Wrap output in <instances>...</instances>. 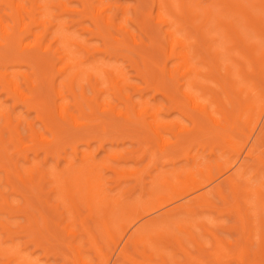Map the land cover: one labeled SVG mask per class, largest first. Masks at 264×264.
Returning <instances> with one entry per match:
<instances>
[{"label": "rangeland", "instance_id": "374dc122", "mask_svg": "<svg viewBox=\"0 0 264 264\" xmlns=\"http://www.w3.org/2000/svg\"><path fill=\"white\" fill-rule=\"evenodd\" d=\"M220 1L186 0V4L193 7L194 12L197 11L195 14L198 15L196 16L198 18L193 14V17H190L194 20L192 21L187 15L181 17L178 9V0H171L176 16L169 14L165 8H160L159 11L169 20L170 25L158 26L154 22L158 11L152 0H105L104 5L108 8L106 15L115 17L116 24L130 31L136 40V44L133 45V41H130L125 36L126 40L119 46H116L113 44L112 34L113 37L115 36L119 40H123L125 34L121 35L122 33L119 31L118 33L115 28H110L108 30L109 33L106 31L108 33L106 35L107 38L103 39L100 36L91 35L88 30L96 31L97 28L90 18L91 10L88 7L85 8L80 0H15V2L23 5L27 11L31 10V7L36 4L35 2H38L43 7L40 10L41 14L38 15L42 22L41 25L32 26V33L30 32L22 38V44L34 45L38 36H42L45 33V29L48 27V20H54V22H58V25L51 27L48 34L42 40L43 45L51 44V52H44L39 47H35L39 49L28 50L25 52L26 54L24 53L25 58L22 56L21 58L16 55L21 50L20 45L16 44V48H14L15 46L11 47L10 50L8 49L5 52L6 56L4 55V58L6 60L4 62L0 61V72L6 67L8 68V71L16 78L15 84L18 87V91L24 98L29 99L28 101L32 106L31 108H27L26 104L22 100H19L16 94H11L0 83V132L2 133L1 137L5 140L2 143L6 145V148H2L3 144L0 146L6 150V152L2 151V149L0 150V193L4 197V200H2V196L0 197V264H78V262L74 263L75 261H79L75 257L77 256V252L84 264L112 263L113 246L107 243L102 226L94 223L89 217L86 218V224L97 235V243L101 247L103 256L105 254L103 260L99 258L96 248L91 245L88 236L82 230L81 216L85 217L87 215L86 205L81 202V204L79 203L81 213V216H79L73 210L69 201L58 191L60 187L54 175L59 172L65 173V175L70 172L74 175L82 174L83 167L85 166L91 165V168H98V176L94 177L99 178L96 182L99 181V185L101 184L99 187H101L102 193H98V190L97 193L99 197L103 198L107 195L110 197L109 199H112L111 202L112 204L114 203L117 210L109 217H112L111 219L116 226L129 222L131 218L127 215L130 210L128 209L130 208L128 207L129 205L137 201L139 203L140 200L151 202L153 201V197L170 194L169 188L159 183V177L162 178V176L167 175L173 185L180 186L182 185L181 181L204 180L207 167H211L212 173L216 177H219L217 163L227 166L232 160L230 147L225 142L228 139L227 134L224 133L226 134L224 135L222 133L221 135L214 136L212 133L216 134L221 128L218 129L211 121V118L199 114L198 110L186 100L182 93H191L195 104L207 105L208 110L213 114H211V117L213 116V119L219 121L221 127L222 125L228 126L229 122L235 127L234 133L241 130L242 135L235 137H238L240 141H246L247 147L255 143L256 136L259 134V140L261 141L257 143L256 148L260 150V155L264 157V114H262L260 123L254 134L250 137L251 133H249L253 131L259 114L264 109V83H262L264 80H260V78L257 81L258 75L255 74L259 73L260 70L257 72L253 71L259 68L258 65L261 64L259 60H262L261 58L264 57V52L261 53V51H264V39L262 37V40L260 37L258 39L257 32L251 30L253 26L246 24V18L245 16L243 17L242 13H235L236 11L232 12V10H225L224 12V7ZM233 1L241 2L243 6L246 5V10L249 13L251 11L253 15L255 14L252 16L253 18L255 17L254 19H258L260 15V17L264 15V10L257 3L258 0H229V2ZM59 2H62L69 12H65L59 5ZM117 6L123 8L121 13H117ZM206 7L210 8V12L212 13L209 14L211 18L208 17V20L205 19L203 11L207 9ZM220 10L222 11L220 12ZM70 11H74V13ZM9 14L10 10L6 7L3 0H0V18L4 25L17 28L15 26L16 23ZM218 18L221 21L223 19V22L225 20L226 23H230L231 21L235 23L237 32L240 34L239 37H244L243 41H246V43L244 42L246 46L248 44L256 46L252 52L253 55L249 51L246 54L245 48L243 49L239 41L234 39L235 36L226 34L227 31L224 27H221L222 29L219 26L216 27L218 25ZM24 20L26 24L29 22V18L25 17ZM260 20H264V17ZM201 23L205 24L202 25ZM194 25H197L196 27L201 26L200 28L198 27L200 31L207 33L206 35L209 36H207L209 39L210 37L212 38L209 41L214 39L211 42L212 44L209 42L211 45H205L207 50L201 45L203 47V54L200 51L197 55L199 59H201V55H203L204 59L206 58L205 60L203 58L202 61L200 60L198 69L202 71H200L202 75H206L205 77L210 76V78H205L200 75L201 77L198 76L197 80L212 90L207 88H201L200 90V87H196L193 91L189 92L188 86L185 83L188 76L184 78L181 75L185 69L180 67L182 65L181 59L169 61L165 69L166 71L163 70L167 56V52L165 51L166 31H172L174 36L181 39L184 43H193V41H196L194 40L196 28L193 30L194 27L191 26ZM205 25L207 26L205 27ZM239 29L240 31H238ZM208 31H210V34H208ZM196 38H198V34ZM199 40L197 39L198 42ZM0 42H3L1 34ZM66 43L75 44L66 46ZM106 45L109 48V53L104 52ZM234 45L239 50L244 51V55H241L237 51V48L232 50V48H235ZM79 46H85V49L91 51V55ZM210 46L212 47L209 50L208 47ZM231 46L230 53L231 51L235 53L228 54L229 51L228 49L226 51V48ZM257 46L258 50L256 49ZM58 47L67 50V59L59 61L58 54L52 55V51ZM212 48L214 49L212 50ZM190 49L193 48L190 47ZM214 50L221 51L222 53L220 52L218 56L213 55L212 59L211 56L209 57L208 52L214 53ZM237 52L239 53L237 54ZM245 54L246 57H243ZM230 55L238 61L239 65L231 60L232 58L230 59L232 57ZM215 56L219 57V64L222 63L219 67L215 63L217 60L214 61ZM4 58L1 60H4ZM197 58H194L192 62H199ZM76 62H84L79 67L84 72L81 74L82 76H79L80 78L74 81L73 89H71L70 86L64 85L67 84L66 78L74 68H67L65 72L60 74L57 71L63 69L69 63L74 64ZM241 62L242 66L245 65L244 67L247 68L248 73L250 72L248 74L249 79L247 81V77L244 75L246 79L244 78V82H241L242 77L236 76L234 73L236 76L234 81L238 79L241 83L239 85L248 86L244 93H239L235 89L237 86L233 89L230 87L231 85L229 86L230 81L221 78L222 75L226 74V68L224 67L228 65L232 66L233 71L236 72L240 68ZM261 66L264 67V65ZM104 69L111 72L110 78L121 81L119 85L122 87V94L127 96L130 102L123 101L120 95L114 94L109 79L104 73ZM170 70H175L173 79L169 78ZM252 71L253 74L256 72L255 76L251 75ZM88 73L91 74V79L92 76L95 78L91 81L94 83L93 88L89 83ZM24 74L31 80L29 83H26L28 79L26 80ZM250 78L254 80L251 81ZM31 82L34 83V87L31 86ZM253 83H256V87L252 85ZM57 84H59L58 88L60 89L61 98L56 96ZM219 84L224 85L228 93H231L229 94L231 104L228 102L225 94L219 93V91L222 92L221 85ZM82 86L85 97L89 99L93 98V101L89 103L91 104L90 106L80 96ZM134 87H137L139 90H135ZM98 90L99 93L97 95L95 92ZM210 90L215 92L213 93ZM247 93L249 95L251 93L250 96L252 98L255 96L254 100ZM95 95H97V98H95ZM214 96L216 97L212 98ZM217 96L223 103L218 101L219 99H216L218 98ZM109 104L115 108L114 112L109 109ZM223 104L227 106L221 107ZM251 105L255 106V109H253L254 111L250 119L247 120L248 116L245 107L249 108ZM59 106L66 108L63 120H60L58 117ZM239 107L240 110L243 108L245 110L244 117L239 119L240 121L238 120L240 111L237 110ZM101 109L107 111L104 112ZM138 111L143 114L139 119L136 116V112ZM117 113L118 115H116ZM7 114L8 116L10 115L11 126L16 128L15 132L20 139L18 141L22 142L25 147L21 153H18L19 146H17V140L15 137H11L7 127L5 119ZM152 114L155 115L154 118L151 117ZM69 115L74 117V121H76L78 126L69 119ZM149 122L156 125L164 124L167 127L157 128L159 137L156 138L148 125ZM29 123H31L39 137L32 134ZM60 126L63 128L58 129ZM103 128H105V132ZM56 134L59 135L58 138H61V140L56 137ZM162 141L163 143L166 142L165 144L173 145L170 153L169 151L166 152V154H169H164L165 156H161L160 152ZM48 147L50 153L46 155V148ZM73 148L78 155L75 154ZM169 148L167 150H170ZM151 151H156L155 161L152 160ZM3 154H5V157L2 156ZM25 155L27 158H25ZM45 156H47L46 159ZM83 156L86 157V163L82 161ZM24 158L28 161L24 160ZM253 161L251 158L247 159V166L240 171V174H242L240 190L242 193L245 190L247 193L249 190L252 192H249V195H247L248 199L244 198L246 195L244 197L241 196L240 201L245 200V204L242 202V209L249 213L250 218L254 220L252 223L255 226L258 225L259 228L258 221L260 217H264V212L261 213V216H254V209L252 208H255L253 206L258 197L256 189L258 187L264 189V166ZM80 169L82 171L79 173ZM39 170L45 174L42 180L39 178ZM84 171H87V169ZM31 175L35 178V183L40 182L39 185L43 186L42 192H39L37 187L35 188L28 182ZM82 176L85 179V175L83 174ZM82 176L81 178L79 177L80 180ZM22 178L25 179V184H23ZM82 181L84 183V180ZM224 193L227 199L233 203L234 199L231 189L226 186ZM212 199L216 205L215 209H205L193 218L189 217L190 219L187 220L188 223L193 224V228H191L195 233L194 235H197L196 238H199L198 241L201 242L202 247L207 252L200 254L195 243L187 237L186 239L184 238L185 247L189 249V252L193 256L199 257L201 262H203L202 264H240L237 259V255L240 252L248 250L252 254L258 250L259 229L254 230L251 236L252 241L250 239L251 243H245L243 241L244 238H242L243 236L239 234L241 230L237 214L225 211L229 206L219 197L214 196ZM6 200L11 209L3 203ZM250 202L251 204H249ZM40 213L47 220L44 226L41 219L37 218L40 216ZM33 214L39 223H41H38L39 227L31 223ZM262 221H264V218H262ZM113 222L112 224L115 225ZM139 223L132 226L133 228L130 231L132 232V229L139 225ZM199 223H205L207 225V228H205L210 230L211 234L219 237L225 245H229L227 257L217 261L214 258L215 256L210 255L215 247L213 237L209 232L204 231L199 226ZM116 226H114L115 229L117 228ZM252 227L254 228V226ZM35 229L37 230L35 231ZM70 233L73 235L71 236ZM118 236L119 232L115 237L118 238ZM70 245L75 247V251L69 249ZM139 249L138 254L132 252V255L137 258L134 257L136 260L142 261L140 252L142 247ZM169 251L168 249L166 252L170 253ZM14 252L21 255L24 260L21 256L20 259L18 258L19 256L17 260L14 259V255L16 254ZM175 253L174 260H169V264L186 263V258L183 254L178 251H175ZM262 255L259 254V264H264V256ZM109 259H111L110 262L108 261ZM153 260L157 263L160 262L159 257L155 255H153Z\"/></svg>", "mask_w": 264, "mask_h": 264}, {"label": "bare ground", "instance_id": "6f19581e", "mask_svg": "<svg viewBox=\"0 0 264 264\" xmlns=\"http://www.w3.org/2000/svg\"><path fill=\"white\" fill-rule=\"evenodd\" d=\"M36 1H38V0H36ZM80 1L82 2L83 6L85 8L88 7L91 10L90 18L94 22V24L96 25L95 27L97 28L96 31L95 30H88L91 35L100 36V37H102L104 39L105 37L107 38L106 35H108V33H109L108 30L110 28L111 29L115 28V30L117 32L119 31L120 33H122L121 35H123V34H125V35H124L123 40H119L117 37H115V36L113 37V34H112V39H113V42H114L113 44L114 45L119 46L120 44H122V42H124L126 40L125 36L127 37V39L129 38L130 41H133V43H134L133 45L136 44V40H135L134 36L130 33V31L126 30L123 26H120L119 24H118L119 25L118 26L116 24V22H115V17H109V16L106 15V12H107L108 8L104 5L105 4L104 3L105 0H80ZM152 1H153V4H154L155 8L158 11L156 16H155V18H154L155 19L154 22L157 23L158 26L159 25H170L169 20L163 16V14L159 11V9L160 8L161 9L165 8V10L169 14H172L173 16H176L175 8H174L171 0H152ZM3 2L6 5V7L10 10L9 16L14 20V22L16 23L15 26H17V28H14V26H11V27L5 26L3 21L0 18V34L2 35V40H3L2 43L0 42V61L4 62L6 60V58H4L5 52H7L8 49L10 50V48L14 47L16 44H19L20 47H21L20 52H17L16 55H18L20 57L22 56L24 58H25L24 53L27 52L28 50H30V51L32 49L34 50L35 47H39L44 52H48V53L51 52L50 51L51 50V44L43 45L42 44V42H43L42 40L48 34L49 29L51 27H54V26L58 25V22H54V20H48V27L45 29V33L42 36H38V38L36 40V43L34 45L30 46L29 44H22V38L26 34H28L30 32L32 33V26H40L41 25L42 22L40 21V18L38 17V15L41 14L40 10H42L43 7L41 5H39L38 2H35L36 4L33 2L35 5H33L31 7L30 11H27L24 8L23 5H21L18 2H15V0H3ZM178 2H179L178 9L180 11V16L181 17H184V15H187L189 17V19H191L193 17V14H195V12H197V11L194 12V9H192L193 7H191L188 4H186V0H178ZM220 2L222 3V4L221 3L220 4L223 5V7H224L223 8L224 12H225V10H227V11H231L232 10V12L236 11L235 13H238V12L242 13L243 17L245 16V18H246L245 19L247 21L246 24L253 26L252 29L251 28L250 29L251 30H255V32H257L258 39H259V37H260V39H261V37H262V39H264V23H262V21H264V20H260L262 17H264V15H262V17H260L261 16L260 15L259 16L260 19L259 18L258 19L257 18L254 19L255 17L253 18L252 16H254L255 14L253 15L251 13V11L249 13V11L246 10L247 9V7H245L246 5L243 6V4H241L240 1H239L240 3L236 2V1L229 2V0L228 1L227 0H221ZM257 3H259V7L262 10H264V0H258ZM240 4L242 5V7H241ZM59 5L62 7V9L65 12H69L63 6L62 2H59ZM116 9H117V13H121L123 11V8L121 6H117ZM203 11H204V14H205V19L208 20L209 18H211L209 16V14L211 13L210 12L211 11L210 8H207V9H205ZM221 11L222 10H220V12ZM70 12L74 13V11H70ZM252 12H254V11H252ZM196 16H198V15L195 14V17ZM25 17L29 18V22L27 24L24 23V21H25L24 18ZM196 18H198V17H196ZM191 20L194 21L193 19H191ZM207 20H206V22H207ZM217 20H218V25H216V27L219 26L220 29H222L224 27L226 29V31H227L226 34L235 36L234 39L239 41V44H240V46L243 49L245 48V50H246L245 52L249 51V53L252 54V52L254 51L256 46H254V44H253V46H251L250 44H248L249 46L248 45L246 46V44H245L246 41H243L244 37L243 38L239 37L240 34H239V32H237V28L234 25L235 23H232V21L230 23H226L225 20L223 22V19L221 21V20H219V18ZM248 22H249V24H248ZM204 24L205 23H203L202 25H204ZM246 24H244V25H246ZM200 25L198 26L199 28L201 27ZM207 25H205V27ZM196 26L197 25L191 26V27H194L193 30L196 28L195 31L198 34V38H196L197 37L196 33H195L196 37L193 36V37L196 38V39L194 38V40H196V41H193V43H188V44L184 43L181 39H179L178 37L174 36L172 31H166V33H165V38H166L165 51L167 52V56H166V61H165L163 70H165L167 68V64H168L169 61H171L173 59H181L182 60L181 61L182 65L180 67L181 68L183 67L185 69H184L183 73L181 72L182 74L181 73L180 74L184 78H186L188 76V79L185 81V83L188 86V91L189 92L193 91L194 88H196V87H200V90H201V88L211 89L209 87H206V86L202 85L203 83L201 84L197 79H198V76H200V75L202 77L204 76L201 73L202 71L200 69H198V63H200V60L202 61V58H203V55H201V54H203V52H202L203 51V47H201V45H203L204 47H205V45L206 46L211 45L212 44L211 42L214 41V39L212 41H209L212 38L210 37V39H209L208 38L209 36L206 35L207 33H202L200 31V29L198 27H196ZM189 30H187V31H189ZM191 31H190V33H191ZM238 31H240V29ZM208 32H209L208 34H210V31H208ZM225 36H227V35H225ZM199 38H200V40H199ZM197 39L199 40V42L197 41ZM69 44H75V43H66L65 45L67 46ZM76 45H77V43H76ZM66 46H65V48H66ZM212 46L208 47V49L210 50ZM79 47L85 49V46H79ZM190 47H192L193 49L189 50ZM234 47H235V45H234ZM14 48H16V46ZM177 48H178V50H177ZM231 48H232V46L226 48V51H227V49H228V51L231 50ZM236 48H237V51H239L241 55H244V51L239 50V48L237 46L235 48H232V50H234ZM35 49H37V48H35ZM213 49L214 48H212V50ZM256 49L258 50V46H257ZM85 50L87 51V53H90V55H91V51H88L87 49H85ZM206 50H207V48H206ZM66 51H67L66 49L58 47L54 51H52L53 52L52 55L58 54V60L62 61L64 59L68 58V54L66 53ZM214 51H215L214 53L207 51L209 53V57L211 56V58H212V57H214L213 55H217L218 56V54H220V52H221V51L219 52L217 50H214ZM104 52L109 53V48H108L107 45H106V48L104 49ZM199 52L201 53L200 54L201 55V59H199V57L197 58V55L199 54ZM233 52L234 51H231V53H233ZM239 52H237V54ZM262 52H264V51H261V53ZM231 53L229 51L228 54H231ZM43 54H45V53H43ZM246 54H248V52ZM246 54L243 57H246ZM232 55H230V56H232ZM217 56H215V60L214 61L217 60L215 63H216V66L219 67V66H221L222 63L219 64L220 63V62H218L219 61V57H217ZM2 58H4V60H1ZM194 58H197V61H199V62H196V63L192 62V60ZM205 59L203 58V60H205ZM212 59H211V61H212ZM230 59L238 64V61L236 59H234L233 56L230 57ZM254 59H255V57H254ZM261 59L262 60H259V63H261L260 65H258L259 68L257 67L258 69L253 70V71H256V72L258 70H260L259 73L258 72L257 73L255 72L256 74L254 73L255 75H258L257 76L258 77L257 81L260 78H261L260 80H264V67L261 66V65H264V57H262ZM243 62H244V60H243ZM83 63H78V62H76L74 64L69 63L63 69H60V70L57 71V73L59 72V74H60V73L65 72V70L67 68H70V67L74 68L72 70V72L68 75V77L66 78L67 84H65L64 86H67V87L70 86L71 89H73L74 81L77 80V78H80L79 76L81 74H83V72H84L83 70H81L79 68L80 65L83 64ZM210 64H213V63H210ZM251 64H252V62H251ZM207 65H208V63H207ZM224 65H225V63H224ZM241 66H242V62H241ZM241 66H240V68H238V70L236 72L233 71V67L232 66L228 65V66L224 67V68H226L225 69L226 74L222 75L221 78H224V79H227V81H230L229 82L230 83L229 86L231 85L230 87H232L233 89L237 86L238 89H237V87L235 89L239 93H244V92H246V89H247L248 86L244 87L243 85L241 86L239 84H241L240 81L244 82L246 77H247L246 80L248 81V79H249L248 78V74L250 72L248 73L247 68L244 67L245 65L242 66V67ZM231 67H232V69H231ZM255 67H256V65H255ZM175 70H170L169 71V78L170 79H173ZM253 71L251 72V75L255 76L253 74ZM104 73L107 75V77L109 79V82L111 84L112 90L114 91V94L120 95L122 97L123 101L125 100L127 102H130V99L127 96L122 94V87L119 85V83L121 81L120 80H116L114 78H110L109 76H110L111 72L109 70L104 69ZM234 73L236 74V76H241L242 77L240 81L237 78H236L237 81H234V78L236 77L234 75ZM87 75H88L87 77H89L88 78L89 83H90L91 87L93 88L94 87V83L91 82V81H93L92 79H95V78L92 76V79H91V74L90 73H88ZM232 75H234V76H232ZM244 75H246V77ZM251 75H249V76H251ZM24 76H25V74H24ZM207 77L210 78V76H207ZM207 77H205V78H207ZM25 78H26V80L28 79L26 81V83L27 82L29 83L31 81L26 76H25ZM250 80L253 81L254 79L250 78ZM15 81H16L15 76L12 75L8 71L7 67L3 71L0 72V83L3 85V87L8 89L11 92V94H16L18 96L19 100H22L23 103L26 104L27 108H31L32 106H31L30 102L28 101L29 99L24 98V96H22L20 94V92L18 91V87L15 84ZM257 81H255V82H257ZM54 82H55V80H54ZM262 83H264V82H262ZM30 84H31L32 87H34V85H33L34 83L33 82H31ZM206 85H208V84H206ZM219 85H221V84H219ZM252 85L255 86L256 83H253ZM58 87H59V84H57L56 96L58 98H61V96H60L61 93L59 91L60 89ZM134 88H135V90H139L137 87H134ZM221 88H222V92L219 91V93L225 94L228 102L230 103L231 101H229L230 100L229 94H231V93H228V91H227V89H226V87L224 85H221ZM33 90H35V89H33ZM70 90H68V91H70ZM211 92L214 93L215 91H211ZM98 93H99V90L95 92V94H97V95H98ZM205 93H207V92H205ZM84 94L85 93H84L83 86H82V92H81V95H80L81 98L84 101H87L88 104L93 101V98L89 99L87 97L88 98L87 99ZM182 94L184 95L186 100L191 105H193V107L196 110H198L199 114L205 115V116L211 118V121L213 122V124L216 127H218V129L221 128V130H219V131L216 130L217 132L215 131L216 134L211 132L212 134H214V136H217L218 134L221 135L222 133L223 134L224 133L227 134L228 139H226L225 142L230 147V152H231V157H232L231 159L232 160L229 162V164L227 166H223L221 163H217L216 166L218 168V173L220 174L219 177H216L212 173L211 167H207V171L204 174V180L199 181L197 179H194V180H192L190 182L181 181L182 185H180V186L173 185V183L169 179V176H167V175L162 176V178L159 177L160 178V179L158 178L159 179V183L162 184V185L167 186L169 188V190H170V194L166 195V196L165 195H159V196H156L155 198L153 197V201H151V202L150 201H147V202L144 201L143 202V201L140 200L139 203H138V201L137 202L135 201L136 203H133V204L128 206V207H130V208H128L130 210L128 212L129 214H127V215H128L129 218L131 217L129 222L126 223V224H119L118 223L119 225H117V226L112 221V219H111L112 217L111 218L109 217V216L113 215L115 213V211L117 210V208L114 205V203L112 204V202H111L112 199H109L110 197H108L107 195L104 196L103 198L101 196L99 197V194H98V193H102L101 187H99V186H101V184L99 185V181L96 182V180L97 179L99 180V178H95V177L98 176V174H97L98 173V170H97L98 168L95 169V167L94 168L92 167L93 168L92 169L91 165H90L88 167L91 168L92 169L91 170L87 166H85V167H83L84 169L83 168L82 169H83V171L87 169V171L83 172L82 169H80L79 173L82 171V174L80 173V174H74V175L69 172L71 176L69 175V173L67 175H65L64 172H63L64 174H62L60 172L55 174L54 177H55L56 181L59 183V187H60V188L58 187L59 188L58 191L63 195L64 198H66L69 201V203L72 205L73 210L79 216H81V213H80V210H79L80 209L79 203L81 202L82 204L84 203L86 205L87 215L85 217L81 216L82 230L88 236L91 245L94 248H96L99 258L103 260L104 259L103 257H105V254L103 256L102 251H101V247L97 243V238H96L97 235H95V233L93 232L91 227L86 224V218L89 217L94 223L100 224L102 226V228H103V230L105 232L106 238H107V243L111 244L113 246V254H112L113 261H112L111 264H120V263H128V262H130L131 264H167L169 260H171V259L174 260L173 258H174V255L176 254L175 251L176 252L178 251L179 253L184 255V257L186 258V263L184 262V264H200V263L202 264L203 262H201L200 258L193 256L189 252V249H187V247H185L186 244L184 242V238L186 239V237H187V238H189V240H191L192 242L195 243V246L197 247V250H198V252L200 254H204V253L207 252V251L205 252L204 247H202L201 242L198 241L199 238H196L197 235H194L195 233H194V231L192 229L193 228V224L188 223L187 220H189L190 218H193L200 211H203L205 209H215L216 205L213 203V199H212L214 196L219 197L225 204H228L229 207H227L225 209V211L233 212L234 214L235 213L237 214V216L239 218V219L238 218L237 219H238V221L240 223L239 227H240L241 231L239 232V230L238 229L237 230H238L240 236L241 235L243 236L242 238H244L243 241L245 243H247V244L251 243L250 239H251V236L253 235L254 230L259 229L258 234L260 235V238L258 240V250L253 252L252 254L249 253L248 250H245L244 252H240L237 255V259L240 262V264H249V263L250 264H259V261H260L258 259V258H260L259 254L260 255L264 254V221H262V218H264V217H262V218L260 217L259 221L257 220L258 223H259V228H258V225L255 226L252 223L254 220H252L250 218L249 213L246 210L243 211V209H242V202L244 203L245 200L244 201L242 200V202L240 201L241 196L244 197L246 195V197H244V198L248 199L247 195H249V192H251L249 190V192L247 193L246 190H245L242 193V191L240 190L241 189V183H240L241 181H240V179L242 177V174H240V171H241V169H244V167L247 166L246 160L251 158L254 161H256L257 164H259L261 166H264V157H262L260 155L261 154V152L259 153L260 150H257V148H256L257 143L259 141H261V140H259V134L256 136L255 143L251 144L249 147H247V142L246 141H244V140L240 141L238 139V137H235L237 135H239V136L242 135V132H240L241 130L234 133L235 127H234V125L232 126L231 125L232 123L230 124L228 121H227L228 122V126H223L222 125V127H221L220 122L217 121L216 119H213V116L211 117L212 113L208 110L207 105H205V104H203V105L195 104V102L193 101V96H192L191 93H182ZM97 95H95L96 96L95 98H97ZM247 95H249V93H247ZM250 95H251V93H250ZM73 96H74V99H75L76 97H75L74 94H73ZM215 97L216 96H214L212 98H215ZM250 97L252 98V96H250ZM254 98H255V96H254ZM254 98H252V99L254 100ZM216 99L218 100L219 97L216 98ZM75 101H76V99H75ZM94 101H96V100H94ZM218 101H221V99H219ZM216 103H217V101H216ZM90 105L91 104H89V106ZM225 105L223 104V105H221V107L222 106L224 107ZM100 107H101V105H100ZM240 107H242V106H240ZM240 107H239V109H237V110L240 111V114L238 116V120L242 119L244 117V113H245L244 111L245 110L247 111L246 112L247 116H248L247 120H249L250 117L253 114V111H254L253 109H255V106L251 105L249 108L245 107V110H244V108L243 109L241 108L242 110H240ZM109 109L112 110V111L115 110V108L112 105H110V104H109ZM102 111L106 112L107 110L103 109ZM220 111H221V108H220ZM65 112H66V108H64V107L61 108L60 106L58 107V114H59L58 117L60 118V120H63V114ZM225 113H227V112L225 111ZM262 114H264V109L261 110V113L259 114V117H258L257 124H255L253 131L249 132V133H251L250 137L257 130L258 125H259L260 120H261V117H262ZM116 115H118V113ZM142 115L143 114L140 113L139 111L136 112L137 119L141 118ZM9 116H8V114H7V116H5V119L7 121V127L9 129L10 134H11V137H13V138L15 137V139L17 140L16 141L17 142V146H19L18 153H21L24 150L25 147L23 146L22 142H19L20 139L18 137V134L15 132L16 128H13L11 126V119H10ZM68 117H69V119H71L75 123L76 126H78L76 121H74V117L73 116L69 115ZM151 117L154 118L155 115L152 114ZM225 117L228 120L226 114H225ZM242 122H244V121H242ZM148 125L152 129V131L154 132L156 138L159 137V132L157 131L158 130L157 128H166L167 127V125H164V124L156 125L155 123H151V122H149ZM29 128H30L32 134L36 135V137H39V135L37 134L36 130L31 125V123H29ZM62 128L63 127L60 126V128H58V129H62ZM103 131L105 132V128H103ZM219 132H221V133H219ZM259 132H261V131H259ZM62 133H63V131H62ZM212 134H210V135H212ZM226 134H224V135H226ZM1 136H2V133L0 132V146H2V144H3L4 146L2 148H4V147L6 148V145L4 143H2L5 140ZM58 136L59 135L56 134L57 138H58ZM180 138H181V136H180ZM59 140H61V138ZM165 143L166 142L163 143V141H162V144H161V147H160L161 156H165L164 154H166V152H168V151L170 153L171 148L173 146L171 144H168V143L165 144ZM2 148L0 147V150ZM168 148L170 150H167ZM48 149H49V147L46 148V155H48L50 153V150H48ZM2 151L6 152V150H4V149H2ZM74 151H75V154H76L77 152H76L75 149H74ZM169 153H167V154H169ZM5 154H3L2 156L5 157ZM76 155H78V154H76ZM25 158H27L26 155H25ZM25 158H24V160H27ZM46 158H47V156H45V159ZM152 158H153L152 160L155 161V159H156V151L152 152ZM6 160H8V159L6 158ZM10 160H11V158H10ZM82 161H83V163H86V157L85 156L82 157ZM4 162L6 163V161H4ZM39 173H40V177L39 178L42 180L43 177L45 176V174H43V171H41V170H39ZM83 174L85 175V179H83L84 178L82 176ZM92 174H93V177H92ZM81 176H82V179L80 180ZM34 180H35V178H33V175H31L29 180H28V182H30V184L32 186H34L35 188L37 187L38 188L37 190H39V192H42V187L43 186L39 185V183H40L39 181H37L39 183H35ZM82 180H84V183H83ZM81 181H82V183H81ZM22 182H23V184H25V179L22 178ZM226 186L231 189V193H232V196H233V199H234L233 203H231L227 199V196L224 193V188ZM97 190H98V193H97ZM99 190H100V192H99ZM256 193H257L258 197L255 200V205L254 206L252 205L255 208H252V209H254V212H256L257 214L256 213L254 214V212H253V215L254 216H257V215L261 216V213L264 212V189H262L261 187H258L256 189ZM1 196L2 195L0 193V197ZM154 199H155V201H154ZM2 200H4V197H3ZM3 203L5 204V206L7 205V207L9 206V203L7 202V200L4 201ZM249 204H251V202ZM248 205H246V206L248 207ZM9 208H10V206H9ZM39 217H41V218H39ZM39 217H37V218L41 219V221L43 222V226H44V223L46 224V222H47L46 217L42 213H40ZM37 218L34 215L32 217L31 223L35 224L36 227H39L38 225L41 224V223H39ZM111 221L115 225H113ZM138 222H140V223H139V225L136 226L137 228L135 227L134 228L135 230L132 229L133 231L131 232L130 229L133 228L132 226H134ZM32 226H33V228H35L34 225H32ZM114 226H116L117 228L115 229ZM199 226L202 227L204 229V231H207V232L210 233V230L206 229L207 225L205 223L204 224L203 223H199ZM252 226H254V228ZM29 228H30V226H29ZM36 230L37 229H35V231ZM42 230H43V228H42ZM129 231H130V233H129ZM118 232H119V236L117 238L115 236L117 235ZM70 235L72 236L73 234L70 233ZM211 235L213 237L214 246L215 247L213 249V252L210 253V255L212 254L213 257L215 256L214 258H216L217 261H219L221 259H224L225 257L228 256L229 245H225L223 243V241L221 239H219V237H217V236H215L213 234H211ZM240 239H241V237H240ZM251 241H252V239H251ZM140 247H142V250L140 251L141 255H142L141 257L143 259L142 261L136 260L137 258L134 256L136 258L135 259L133 257V255H132V252L133 253L135 252V253L138 254V250H140L139 249ZM69 249L75 251V247H72L71 245L69 246ZM168 249L170 250L169 251L170 253L166 252ZM15 253L17 254V252H14V254ZM18 253H20V252H18ZM15 255H14V257H15L14 259H16V260L18 258L20 259L21 255H19V254H17V256H15ZM76 255L77 256H75V257L79 261H75L74 262V260H73V262L74 263L78 262V264H84V262H82V259L79 256L78 252H77ZM153 255L159 257V260H160L159 263H157V262H155L153 260ZM251 256H252V258H251ZM262 256H264V255H262ZM21 258H22V256H21ZM22 259L24 260V258H22ZM102 260H101V262H102ZM110 260L111 259H109L108 261L110 262ZM247 260H249L250 262L249 261H248L249 263L246 262ZM28 264H30V263H28Z\"/></svg>", "mask_w": 264, "mask_h": 264}]
</instances>
